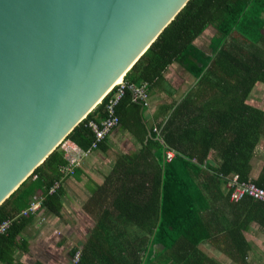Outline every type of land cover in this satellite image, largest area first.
<instances>
[{"label": "trees", "instance_id": "16d2710c", "mask_svg": "<svg viewBox=\"0 0 264 264\" xmlns=\"http://www.w3.org/2000/svg\"><path fill=\"white\" fill-rule=\"evenodd\" d=\"M208 25L215 32L206 54L194 40ZM237 35L242 39L235 42ZM174 62L196 79L195 86L165 119L150 124L131 85L145 86L149 98ZM122 80L113 128L126 130L140 145L118 152L103 181L94 182L83 204L93 225L68 251L70 264H220L200 247L218 239L226 242L219 248L230 264H244L250 249L244 230L252 221L264 224V201L243 195L249 209L240 218L229 182L237 174L238 181L264 189V163L252 176L264 110L246 102L255 84L264 83V0H188ZM116 89L64 140L91 148V122L99 125L108 116ZM107 146L104 138L97 141L96 148ZM167 149L175 152L170 160ZM67 165L58 145L0 204V224L8 220L0 232V264H24L18 257L28 249L22 233L34 214L21 211L32 200L39 198L40 208L61 215Z\"/></svg>", "mask_w": 264, "mask_h": 264}, {"label": "water", "instance_id": "95a60500", "mask_svg": "<svg viewBox=\"0 0 264 264\" xmlns=\"http://www.w3.org/2000/svg\"><path fill=\"white\" fill-rule=\"evenodd\" d=\"M188 0H0V204Z\"/></svg>", "mask_w": 264, "mask_h": 264}, {"label": "crops", "instance_id": "0c3cea01", "mask_svg": "<svg viewBox=\"0 0 264 264\" xmlns=\"http://www.w3.org/2000/svg\"><path fill=\"white\" fill-rule=\"evenodd\" d=\"M214 32V28L208 25L194 40V43L204 50L206 54L211 52L209 42ZM233 34L238 33L234 31L232 35ZM195 83L196 79H194V77L182 66L175 62L169 64L161 86L154 87L149 92V106L146 107L144 111L146 120L150 124L156 125L157 122L165 119L167 111L170 112L172 106L179 101H184L191 95L188 92L194 88ZM256 86H261L263 89L264 83L257 82ZM193 100L195 99L193 98ZM246 102L264 110V95L259 96L255 94L254 97L250 94ZM105 143L108 145L106 149L95 148L87 155L82 156L76 167L78 171L76 176L69 175L62 181L65 194L63 197L61 215L55 216L47 213L43 208H40L38 213L32 217V221L22 233L26 240H28L27 251H31L32 241L36 238L39 243L34 245H45V241H48L51 235V229H60L58 227L59 223H66L68 227L74 224L76 228V226H78L75 220L76 213L81 212L86 215L87 218L88 215L83 208V204L90 195L94 182L101 183L103 181L105 174L110 171L117 153L122 152V148L127 147V150L136 149L140 145L131 134L122 128H113L104 138V144ZM254 151L255 157L253 160L254 167L252 176L258 174L260 170L259 166L264 163V136L259 137ZM236 202L237 205L235 210L239 213V217L243 219L249 209L248 199L241 198L235 201V203ZM227 214L232 215L233 213L227 212ZM41 216L45 218L44 223L40 220ZM46 218H48V221ZM88 219L90 218L88 217ZM242 223H244V221H242ZM244 225H246V223H244ZM244 234L250 246L244 264H264V253L262 252V248L264 247V224L262 225L258 221H252L245 228ZM68 238L69 237H66V239ZM224 244H226V242H222L221 239L212 241L206 240L200 244V247L220 264H230V262H232L231 258L219 248V246ZM26 252L18 253L19 259H21L20 255L23 253L26 255ZM21 260L24 261L23 259ZM36 260L40 261V259L34 256V262Z\"/></svg>", "mask_w": 264, "mask_h": 264}, {"label": "built area", "instance_id": "2783aa9c", "mask_svg": "<svg viewBox=\"0 0 264 264\" xmlns=\"http://www.w3.org/2000/svg\"><path fill=\"white\" fill-rule=\"evenodd\" d=\"M117 89L114 92L112 98L109 101V104L107 105L108 110V116L104 117L100 124L97 125L96 123L91 122V126L94 130L95 134V141L91 144V148L87 150H82L78 148L73 142L69 140H62L59 145L64 151V155L66 156L68 160V165L63 168V174L71 175L74 171L73 168L79 164L80 159L82 156L87 155L92 149H95L97 146V141L103 139L106 137V135L111 131V129L117 125L118 118L114 114V108L113 105L115 102L120 98V95L122 94V90L124 87V82L121 80L117 84ZM133 89L134 98H139L142 101V104L145 107L149 106V98L147 95V91L145 89V86H135L131 85ZM174 150L167 149L165 151V158L166 160H170L174 156ZM229 185L232 187V190L230 192V199L232 200H238L243 195H249L255 199H260L264 201V189L255 185L251 181H238L237 174H234L232 176L231 181L229 182ZM40 210V199L36 198L35 200H32L28 206L27 209L21 211L23 214L30 213L36 215L38 211ZM44 220V217H41V220ZM8 225V220L3 221L0 224V232L3 231ZM262 252L264 253V247L262 248Z\"/></svg>", "mask_w": 264, "mask_h": 264}, {"label": "rangeland", "instance_id": "374dc122", "mask_svg": "<svg viewBox=\"0 0 264 264\" xmlns=\"http://www.w3.org/2000/svg\"><path fill=\"white\" fill-rule=\"evenodd\" d=\"M235 38V42L242 39L238 35ZM255 94L259 96L264 95V88L262 89L261 86H256L255 84V87L251 91V95L255 97ZM121 150L122 152H124L127 150V147H124ZM46 220L48 221V218H46ZM75 220L78 224L76 228L74 224L71 225V227L66 226V223L64 221L63 222L65 224L59 223L58 227L60 229L52 228L51 235L48 238V241L44 240L45 245H34L36 243H39L36 238L34 241H32L31 251H27L26 255L24 253L20 255V258L24 261H22L21 259L20 260L24 264H34V256H36V258L40 259V261L44 264H70L68 251L78 243V240L85 239V235L88 231L87 229L93 225L92 221L89 220L88 217L86 218V215L82 214L81 212L75 214ZM41 221L42 223H44L45 218ZM62 237H64V240L61 239ZM66 237L69 238L66 239Z\"/></svg>", "mask_w": 264, "mask_h": 264}]
</instances>
